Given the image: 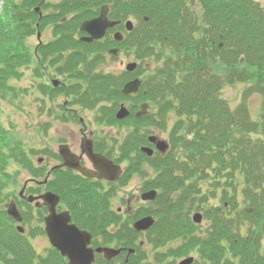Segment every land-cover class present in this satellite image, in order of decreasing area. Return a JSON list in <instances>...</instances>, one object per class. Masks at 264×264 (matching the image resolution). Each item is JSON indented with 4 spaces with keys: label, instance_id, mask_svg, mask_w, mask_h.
Here are the masks:
<instances>
[{
    "label": "trees",
    "instance_id": "1",
    "mask_svg": "<svg viewBox=\"0 0 264 264\" xmlns=\"http://www.w3.org/2000/svg\"><path fill=\"white\" fill-rule=\"evenodd\" d=\"M38 4L42 18L35 9ZM104 4L110 6L111 18L133 19L134 29L120 43L109 36L92 43L77 39L80 23L98 14ZM37 22L42 30L51 24L56 37L36 53L30 39ZM112 44L139 62L134 72L103 68L111 59L107 50ZM28 71L41 79L37 85L41 101L57 98L61 91L47 81L60 76L73 85H68L73 88L67 104L97 108L102 120L119 125L130 121L134 126L122 142L119 158L127 160V170L133 173L147 163L154 176L144 183L158 190L153 202L137 209L138 216L156 217L148 236L153 252L137 244L138 253L148 257L144 264H176L189 255L197 256L194 264H264V5L260 0H196L195 6L189 0H0L1 100L13 103L28 92L16 85ZM136 76L143 78L140 91L125 96L122 87ZM86 82L88 86L82 88ZM238 82L244 85L242 97L233 106L221 92ZM256 97L261 107L254 113L250 101ZM123 100L135 101L131 115L121 121L114 115ZM144 101L151 104L152 112L138 119L133 113ZM157 131L166 135L170 148L165 154L147 156L141 145ZM39 152L43 150L27 147L16 131L0 123V264H33L37 253L15 228L6 202L18 199L14 190L8 192L11 184L17 185L10 170L13 165L31 176H46V167L33 159ZM66 179L64 171L56 169L46 188L64 196ZM83 189L86 185L80 182V196L73 204L103 206V199L99 204L90 202L97 193L90 191L89 197ZM199 210L207 225L193 221L192 214ZM124 232L123 244L137 246L133 227L126 225L121 228ZM135 260L132 255L126 264Z\"/></svg>",
    "mask_w": 264,
    "mask_h": 264
},
{
    "label": "flooded vegetation",
    "instance_id": "2",
    "mask_svg": "<svg viewBox=\"0 0 264 264\" xmlns=\"http://www.w3.org/2000/svg\"><path fill=\"white\" fill-rule=\"evenodd\" d=\"M117 26L112 28L113 30L110 32V36H112L116 31H121L125 36V22H122ZM51 35L52 39L54 37L53 32H51ZM81 36L82 35H78L77 33L75 35L76 38H80ZM47 41L49 40H43V42ZM114 46L117 45L112 44L111 47ZM64 80L65 78L59 76L55 80L56 83L54 82V80L51 82V87L53 89L61 91L60 93H57V97H64L63 105L60 106L59 104L58 108H55V110L57 112V115H59L58 111L61 113V115L59 116H61L62 121L68 122L73 119V121H79L80 126L78 130L79 139L76 143H73V141L64 138L56 148L50 146L49 149L46 150L44 155V161L47 162L48 160L49 163L48 169L54 166H59L57 168L62 169L67 177L63 188L64 196L57 192L60 199L55 206L56 213L59 214L68 212L70 215L71 224H75L81 230L90 232L92 238L89 246L93 249H96L99 246L126 248L118 256L112 258L110 261H107L103 253L96 252L94 264H124L126 261L130 260L131 255H135L136 258L133 264H144V262L148 260V257L143 253H137V244H141L147 251L152 250L153 248L150 245L148 237L150 232L148 230H145L141 233L137 232L136 236L138 237L139 243L137 241H134L137 246H125V244L123 243L125 242L127 237L125 235V232L121 233V228H125L126 225H128V227L133 226V223L140 217H142L138 216V208H135L133 202L134 197H141L142 193L148 190L147 184L143 183L141 186L139 185L140 187L138 186V193L134 196H132L131 190L128 193V190L131 188V176L133 172H129L127 170L128 167L126 166V164L124 165L122 163L123 160L119 159L117 161L114 155V153L118 152V145L120 146V143H122V140H124L126 132H132L134 126L130 123H127L129 125L121 126L120 128L125 130V132L120 131V135L122 134V136H120L121 139L110 137L107 135V131L104 128H116L119 127V124L116 125L114 123H109L107 120H102V118L99 117V109L97 110V108H94L96 112V116H94L96 117V119L94 118L92 121L95 123V127L91 126V124H88L84 117H82L78 112V110H89L91 108L84 107L81 104H72L71 107H69V104H67L69 95L71 94L70 92H72V90L70 89L73 88L71 87L73 85L71 81L67 82V80ZM86 86H88L87 82L83 83L82 88H85ZM49 100L51 101V98H48V101ZM48 110H50V112H48L50 122H52L51 117L55 112L50 107L48 108ZM116 112L117 111H115V115ZM98 128L103 129V133L101 132L102 135L99 134ZM148 138L149 137L147 135L145 137V140L147 142H150L148 141ZM150 144L144 143V145H150L155 148L154 142H150ZM96 154L103 155L112 160L115 164L119 165L120 170L122 171L120 177L117 179H109L105 173L99 170L92 159V156ZM66 160L72 161L73 164L76 163L80 167L87 168L91 175H84L78 168L65 164ZM144 165L146 166L147 163L143 164L142 166ZM143 170L144 169L142 168V171ZM68 179L72 180V182L68 181ZM80 182L81 184L85 183L86 189L83 190L85 191V194H88L89 197H91L92 192L97 193L96 196L93 195L94 198L90 202H96L97 204H99L100 200L102 201L103 199V206L98 205L95 207L91 206L90 203L86 206L82 204H73L74 202L78 201L77 198L80 196L78 191V185ZM29 185H33L35 192L25 191L24 195L19 199L24 204L28 202L27 196L29 194L40 196L44 192L50 191V189L46 188L40 189L38 187L40 185L37 184L36 180L31 179L28 182L27 186ZM143 202L147 203L146 201ZM30 204L32 206L27 207V204L25 205L28 212L26 211L24 215L22 214L23 221L20 224L25 227L24 233H28L30 231L28 239L37 251V253L35 254V258L33 259V264H69V259L66 256H63L55 249V247L52 246L45 229L46 217L49 216L51 212V205L43 202L42 199L35 200ZM143 206L147 207V205ZM116 218H118L119 220H117ZM18 224L19 222H16L15 226H17ZM101 224L103 225L101 226ZM117 238L125 239L118 240ZM131 247L135 249V252L129 254L128 248ZM151 257L152 255H149V260H151ZM140 259H142V261ZM41 260H47L48 263H40Z\"/></svg>",
    "mask_w": 264,
    "mask_h": 264
},
{
    "label": "rangeland",
    "instance_id": "3",
    "mask_svg": "<svg viewBox=\"0 0 264 264\" xmlns=\"http://www.w3.org/2000/svg\"><path fill=\"white\" fill-rule=\"evenodd\" d=\"M55 1V0H50ZM261 3L264 5V0H260ZM51 28H47L43 31L42 38L43 40H49L51 39ZM30 43L32 45L37 44V38L36 35L31 37ZM133 56H130L126 54L125 52H122L120 55L117 56L116 59H110L107 64H103V68L107 71H112L115 73H121L123 70H125V64L133 60ZM41 80L39 78H36L32 76L31 71L27 72V75L19 82H16L17 86H20L21 88L28 89V92L22 96L19 100L13 101V103L9 101H3L0 99V123L4 125L5 127L9 129H13L18 133V135L26 142L27 147L34 148L37 150H43V152H39L35 155H33V159L36 161L39 157L45 155V149H49L50 146L57 147V145L64 139H68L70 141H73V143H76L79 139V121H71L64 122L61 120V113L58 111L59 115H57V112L55 108H58V105L64 102V97H57L54 100H45L41 101V94L38 92V81ZM35 82L34 85H32V82ZM244 85L238 83L226 85L221 94L224 98H226L233 106L238 105L240 103L241 97H242V89ZM135 100H123L119 101V103H125L126 106H131L134 103ZM138 102L137 104L139 105ZM137 105V106H138ZM250 105L252 108V111L256 113L259 111L261 107V101L258 97L252 99L250 101ZM52 108L55 113H53V116L49 117V112L47 108ZM71 107V105H69ZM131 109V107H129ZM78 109V108H77ZM49 111V112H48ZM52 111V112H53ZM79 114L84 117L86 122L88 124H91V126H94L95 123L92 122L93 119H96V112L95 109H89V110H78ZM95 115V116H94ZM257 118V117H256ZM130 121H127L126 123L122 125H118L119 127L116 128H104L107 131V135L113 138L121 139L120 131L125 132V130L121 129V126L129 125ZM108 123V122H106ZM50 125V126H49ZM117 125V124H116ZM95 127V126H94ZM120 129V130H119ZM99 134L102 135L103 129L98 128ZM102 132V133H101ZM128 133L126 132V135ZM154 134V133H151ZM157 134L160 135L162 138H166L164 134L157 131ZM124 136V138L126 137ZM149 135V134H148ZM168 139V138H166ZM123 142V140H122ZM122 146V143H120V146L118 145V152L114 153L115 158L117 161L119 158V152L120 147ZM49 165L48 160L45 162ZM124 165L127 163V160H123L122 162ZM127 166V165H126ZM128 167V166H127ZM143 171H136V173L132 174V182H131V188L128 190V193L131 190L132 196L136 195L138 193V188L143 184V182L146 179H149L150 176H154L153 169L149 167V165L143 166ZM11 173L17 180V185L11 184V186L8 188V192L12 193V190L14 192H19L25 183V181L30 178V173L25 170L24 168H20L17 165H13L11 167ZM18 171V173H16ZM140 185V186H139ZM139 186V187H138ZM14 188V189H13ZM123 195V194H122ZM133 205L135 208H138L143 205L148 206V202L145 203L141 200V198L134 197ZM201 211V210H199ZM203 214L204 212L201 211ZM203 225L208 224V220H203ZM29 228V227H28ZM30 230V229H29ZM30 232V231H29ZM28 232V233H29ZM197 259V256L194 255ZM183 258V257H182ZM181 259V258H180Z\"/></svg>",
    "mask_w": 264,
    "mask_h": 264
},
{
    "label": "water",
    "instance_id": "4",
    "mask_svg": "<svg viewBox=\"0 0 264 264\" xmlns=\"http://www.w3.org/2000/svg\"><path fill=\"white\" fill-rule=\"evenodd\" d=\"M192 5L196 4V0H190ZM40 8H37L39 11ZM109 7L107 5L101 8L100 15L91 20H86L81 25V30L88 33L87 36L83 37V40L92 42L96 39H101L105 36L108 28L115 26L119 22L112 21L108 18ZM41 14V13H40ZM126 27L128 30L133 29V21L129 20L126 22ZM41 37V32L38 31V38ZM116 40L121 41L123 39L121 32H116L114 34ZM119 48H111L109 53L116 55ZM137 62H129L126 66L127 70L134 71L137 68ZM56 83V81H54ZM143 80L140 78H134L129 80L122 89V92L126 95L135 94L139 91L142 86ZM150 104L144 102L140 105L138 111L136 112L137 118H142L149 112ZM130 114L128 108L122 104L118 110L116 117L118 119H124ZM150 142H154L156 148L165 153L169 149V143L164 138H160L157 135H152L149 137ZM142 150L149 156L154 153V148L150 146H143ZM92 159L96 167L107 175L109 179H117L121 175L120 167L107 157L103 155H93ZM42 160V159H41ZM65 164L78 168L84 175H91L87 168L80 167L78 164L72 161L66 160ZM59 166H55L57 168ZM53 168V169H54ZM47 178L43 181L46 182ZM40 184L42 182H39ZM26 184L20 191V195L24 194ZM157 190L151 189L142 194L143 200H154L157 197ZM45 203L50 204V214L46 217V232L48 234L51 244L57 248L63 256L68 257L69 264H92L95 260V252L104 253L107 259H112L113 257L120 254L122 248H111V247H98L93 249L90 247V242L92 235L90 232L79 229L75 224L70 223V215L68 212L56 213V204L58 203L60 197L52 191H48L40 196ZM36 197L30 195L28 200L30 202L34 201ZM8 213L18 221H22V216L17 208L15 201H11L8 207ZM203 219V214L196 212L193 215V221L196 223H201ZM155 223V218L152 215L144 216L134 223V228L138 231H143L151 228ZM20 231H23L22 226H18ZM134 249H130L129 252H134ZM194 262V257L189 256L180 261L179 264H192Z\"/></svg>",
    "mask_w": 264,
    "mask_h": 264
}]
</instances>
